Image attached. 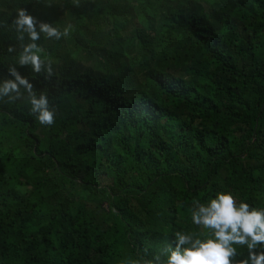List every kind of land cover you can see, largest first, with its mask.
Segmentation results:
<instances>
[{
	"label": "trees",
	"instance_id": "trees-1",
	"mask_svg": "<svg viewBox=\"0 0 264 264\" xmlns=\"http://www.w3.org/2000/svg\"><path fill=\"white\" fill-rule=\"evenodd\" d=\"M21 7L72 25L37 41L47 80L18 64ZM11 65L55 123L0 100V264L152 260L201 232L193 201L264 208V0H0V82Z\"/></svg>",
	"mask_w": 264,
	"mask_h": 264
},
{
	"label": "clouds",
	"instance_id": "clouds-1",
	"mask_svg": "<svg viewBox=\"0 0 264 264\" xmlns=\"http://www.w3.org/2000/svg\"><path fill=\"white\" fill-rule=\"evenodd\" d=\"M12 26L19 41L23 42L26 36L29 41L21 44L19 66L30 67L37 74L44 73L46 80L51 78L54 75L51 61L42 59L43 49L37 41L41 35L57 41L66 38L72 25L60 30L21 7L12 19ZM8 75L10 78L0 82V100L26 99L40 125H53L55 110L47 94L38 95L34 85L14 65L9 66ZM193 205L190 219L201 230L199 234L177 231L174 245L165 246L152 260H128L123 264H264V208L252 207L243 201L238 203L227 191L217 192L207 203L193 201ZM238 248L247 249V258L236 260Z\"/></svg>",
	"mask_w": 264,
	"mask_h": 264
}]
</instances>
